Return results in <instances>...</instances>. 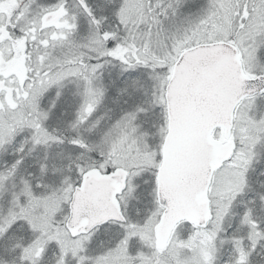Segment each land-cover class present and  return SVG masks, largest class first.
<instances>
[{
    "label": "snow or ice",
    "instance_id": "1",
    "mask_svg": "<svg viewBox=\"0 0 264 264\" xmlns=\"http://www.w3.org/2000/svg\"><path fill=\"white\" fill-rule=\"evenodd\" d=\"M0 264H264V0H0Z\"/></svg>",
    "mask_w": 264,
    "mask_h": 264
}]
</instances>
